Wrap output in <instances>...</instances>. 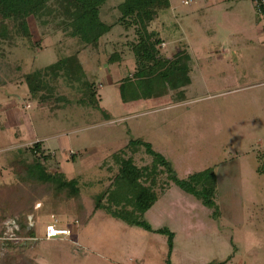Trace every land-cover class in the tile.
Wrapping results in <instances>:
<instances>
[{
  "label": "rangeland",
  "instance_id": "obj_1",
  "mask_svg": "<svg viewBox=\"0 0 264 264\" xmlns=\"http://www.w3.org/2000/svg\"><path fill=\"white\" fill-rule=\"evenodd\" d=\"M169 1L171 9L160 15L159 52L171 58L185 50L191 58V83L178 102L175 92L121 100L118 85L133 74L134 60L126 51L107 63L124 42L119 28L99 48L84 47L69 38L54 0L51 13L28 20L31 40L13 36L10 23L0 22V264H168V238L156 232L163 229L174 234L169 264H264L262 23L253 7L243 19L236 10L221 12L212 0L210 13L198 10L201 0ZM223 48L229 52L217 61ZM73 58L75 78L63 76L61 67L45 74ZM36 72H44L37 78L43 89L33 96L26 79ZM48 96L51 101H43ZM135 141L149 144L168 164L154 187L158 200L143 216L151 231L96 209L100 198L109 204L118 174L114 154L138 168L152 164L143 146L127 147ZM34 143L50 156L47 171L78 182L83 210L72 200L52 206L42 186L22 184L21 161L30 158L20 152ZM168 171L180 180L213 173L214 206L181 190ZM15 211L25 212L23 233L33 236L18 235ZM49 227L66 234L49 239Z\"/></svg>",
  "mask_w": 264,
  "mask_h": 264
},
{
  "label": "trees",
  "instance_id": "obj_2",
  "mask_svg": "<svg viewBox=\"0 0 264 264\" xmlns=\"http://www.w3.org/2000/svg\"><path fill=\"white\" fill-rule=\"evenodd\" d=\"M50 1L0 0V22H4L5 25L10 23L11 28L5 27L10 33V29H12L13 36L31 40L28 20L30 18L40 20L51 13ZM54 2L60 6L59 10L61 16L64 17L63 24L68 30L69 38H78L84 47L92 45L97 47L103 37L112 36L116 29H121L122 32L120 31L118 36L124 39V42H117L119 44L118 52L112 54L107 63L118 62L126 51L133 55L134 72L130 77L121 80L120 85H118L120 98L123 102L163 98L170 92H175L178 96V99L175 97L173 100L182 101L184 97L182 92L191 83L190 55L183 50L171 58H166L162 57L159 52L163 43L161 24H159L160 15L162 12L170 10L169 0H54ZM151 25H154L152 30L150 29ZM129 33H133L135 39H130ZM61 62L46 68L45 74L52 76L61 67L64 70L63 76L75 78L79 69L76 58H73L72 62L71 59H65ZM43 73L36 72L26 79L29 92L33 96L43 89V82L37 79ZM60 75L61 73H58V76ZM33 79L36 80L35 83ZM90 91V96L93 95L92 98H94L97 94L96 91ZM48 97L44 98L43 101H51L52 98ZM44 106L37 104V107ZM137 145L143 146L147 153L153 157L152 164L138 168L131 158H124L121 153L114 154L112 158L118 166V174L114 177L112 189L108 193L109 199L107 198V201L109 204L102 205L100 198L96 209H101L113 218L130 225L142 226L151 231L148 225L144 223L143 216L158 200L154 187L157 184L156 180L160 181V176L164 172L163 169H168V164L160 155L152 151L149 144L135 141L130 142L127 147L131 148ZM20 153H28L30 158L29 161L26 159L21 161L25 170V177L20 180L23 182L22 184L27 186L29 185L27 183L30 182L33 185L42 186L41 192L45 193L44 198L46 197L52 206L72 200L78 203L79 210H83L80 203L78 182L73 179L67 180L61 172H49L44 167V163L51 159L50 156L45 155L42 143H34L31 148ZM170 173L167 172L168 179L181 190L196 197L207 208L214 206L217 191L213 173L204 171L190 175L188 179L184 180H180ZM145 183H149V185ZM128 207H131V210H127ZM24 213H16V211L13 213V215L19 216L17 223L21 232L18 235L31 237L33 236L32 231L23 233L27 228ZM156 232L167 236L168 259L170 260L174 234L166 229ZM2 234L3 229H0V237Z\"/></svg>",
  "mask_w": 264,
  "mask_h": 264
},
{
  "label": "crops",
  "instance_id": "obj_3",
  "mask_svg": "<svg viewBox=\"0 0 264 264\" xmlns=\"http://www.w3.org/2000/svg\"><path fill=\"white\" fill-rule=\"evenodd\" d=\"M212 1L216 2L215 3V5L217 4L216 8L218 10H221V12L229 13V12H235V10H236L239 17L242 16L243 19H247V16L250 13H252L253 11H255V10H253L254 7H253L250 0H212ZM183 3H184V5H187V4H185V2H183ZM198 4H199L198 5L199 11L208 10L209 11L208 13H210L211 10L214 9V7H213L214 4H210L209 2H207V0H201L198 2ZM245 4H247V5H245ZM252 7H253V9H252ZM170 9H171V5H170ZM174 13L176 14L177 12L174 11ZM177 16H179V15H175V17H177ZM211 32L213 33V31H211ZM260 32H261V28H260ZM261 34H262V32H261ZM98 46H100V41H99ZM98 46L94 47V48H99ZM90 47H92V46H90ZM189 48H190V46H189ZM222 52L224 53L225 56L224 57H217L216 58L217 61H219V59L224 60L226 58V54H228L229 51H227L226 49L223 48ZM208 59H209V57H208Z\"/></svg>",
  "mask_w": 264,
  "mask_h": 264
},
{
  "label": "built area",
  "instance_id": "obj_4",
  "mask_svg": "<svg viewBox=\"0 0 264 264\" xmlns=\"http://www.w3.org/2000/svg\"><path fill=\"white\" fill-rule=\"evenodd\" d=\"M251 1L254 6L255 13L259 17L260 23H262L261 32L264 35V0H251ZM48 231H47V238L49 239L66 234L65 231L54 229L53 227H49Z\"/></svg>",
  "mask_w": 264,
  "mask_h": 264
},
{
  "label": "clouds",
  "instance_id": "obj_5",
  "mask_svg": "<svg viewBox=\"0 0 264 264\" xmlns=\"http://www.w3.org/2000/svg\"><path fill=\"white\" fill-rule=\"evenodd\" d=\"M60 230V229H59Z\"/></svg>",
  "mask_w": 264,
  "mask_h": 264
}]
</instances>
